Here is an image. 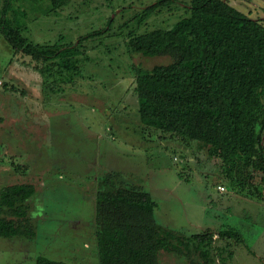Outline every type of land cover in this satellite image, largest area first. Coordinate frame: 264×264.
Listing matches in <instances>:
<instances>
[{"label": "rangeland", "instance_id": "rangeland-1", "mask_svg": "<svg viewBox=\"0 0 264 264\" xmlns=\"http://www.w3.org/2000/svg\"><path fill=\"white\" fill-rule=\"evenodd\" d=\"M155 1L68 0L51 9L48 0H11L6 18L33 43L78 45L79 37L100 33L78 45L80 73L69 83L52 63L40 74L41 65L13 52L0 33V187L35 189L27 200L35 235L0 237V264H34L37 256L98 264L94 194L110 171L150 195L154 219L166 229L185 236L236 230L242 242L214 240L210 264H264V202L231 186L200 142L139 121L134 70L167 59L130 53L127 33L167 29L188 14L189 0H172L137 23ZM227 1L264 25V0ZM159 261L202 263L196 254L166 252Z\"/></svg>", "mask_w": 264, "mask_h": 264}, {"label": "trees", "instance_id": "trees-1", "mask_svg": "<svg viewBox=\"0 0 264 264\" xmlns=\"http://www.w3.org/2000/svg\"><path fill=\"white\" fill-rule=\"evenodd\" d=\"M0 1V33L13 52L41 65L35 67L40 74L47 70L43 65H57L67 73H62L63 83L80 73L78 45L100 31L79 37L78 45L33 43L6 18L11 0ZM48 1L57 9L68 0ZM171 2L150 4L137 23ZM185 7L187 16L170 28L127 33L130 53L167 59L134 70L139 121L182 141L200 142L220 160L231 186L264 202V25L227 0H189ZM34 191L31 183L0 187V237H34L27 203ZM155 206L146 191L126 184L118 172L97 179L93 224L98 264H160L161 252L188 259L196 254L199 264H210L214 240L242 242L233 228L188 236L166 229L154 219ZM34 264L69 263L37 256Z\"/></svg>", "mask_w": 264, "mask_h": 264}, {"label": "built area", "instance_id": "built-area-1", "mask_svg": "<svg viewBox=\"0 0 264 264\" xmlns=\"http://www.w3.org/2000/svg\"><path fill=\"white\" fill-rule=\"evenodd\" d=\"M219 189H220V190H223V187L220 186Z\"/></svg>", "mask_w": 264, "mask_h": 264}]
</instances>
